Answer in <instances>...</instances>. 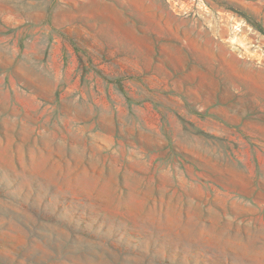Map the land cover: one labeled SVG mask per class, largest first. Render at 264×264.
I'll list each match as a JSON object with an SVG mask.
<instances>
[{"label":"rangeland","instance_id":"obj_1","mask_svg":"<svg viewBox=\"0 0 264 264\" xmlns=\"http://www.w3.org/2000/svg\"><path fill=\"white\" fill-rule=\"evenodd\" d=\"M0 264H264V0H0Z\"/></svg>","mask_w":264,"mask_h":264},{"label":"built area","instance_id":"obj_2","mask_svg":"<svg viewBox=\"0 0 264 264\" xmlns=\"http://www.w3.org/2000/svg\"><path fill=\"white\" fill-rule=\"evenodd\" d=\"M242 28H243V26L240 25V24H239L238 26H237V25L234 26V30H235L236 32H238V33H240V32L242 31Z\"/></svg>","mask_w":264,"mask_h":264},{"label":"bare ground","instance_id":"obj_3","mask_svg":"<svg viewBox=\"0 0 264 264\" xmlns=\"http://www.w3.org/2000/svg\"><path fill=\"white\" fill-rule=\"evenodd\" d=\"M235 36V35H234ZM238 38H239V36H237ZM239 43H240V41H239Z\"/></svg>","mask_w":264,"mask_h":264}]
</instances>
